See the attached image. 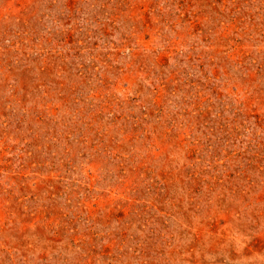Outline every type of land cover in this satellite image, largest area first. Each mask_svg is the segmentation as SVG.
Returning <instances> with one entry per match:
<instances>
[{"label":"rangeland","instance_id":"rangeland-1","mask_svg":"<svg viewBox=\"0 0 264 264\" xmlns=\"http://www.w3.org/2000/svg\"><path fill=\"white\" fill-rule=\"evenodd\" d=\"M0 264H264V0H0Z\"/></svg>","mask_w":264,"mask_h":264}]
</instances>
